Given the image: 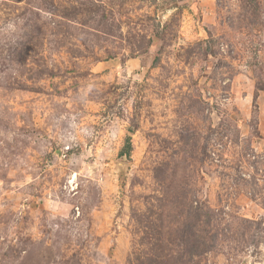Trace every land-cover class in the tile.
Returning <instances> with one entry per match:
<instances>
[{"label":"rangeland","instance_id":"1","mask_svg":"<svg viewBox=\"0 0 264 264\" xmlns=\"http://www.w3.org/2000/svg\"><path fill=\"white\" fill-rule=\"evenodd\" d=\"M150 225L264 264V0H0V264H138Z\"/></svg>","mask_w":264,"mask_h":264},{"label":"trees","instance_id":"2","mask_svg":"<svg viewBox=\"0 0 264 264\" xmlns=\"http://www.w3.org/2000/svg\"><path fill=\"white\" fill-rule=\"evenodd\" d=\"M129 149H130L129 141H126V146L123 150L120 151V154L127 156ZM194 202H195V206H191V209L186 210V213H188V215L192 214L190 218L192 217V219L195 222L200 220V216H202V212L199 210L200 206L198 205L197 201ZM161 214L162 213H158L157 218L161 221V223H163ZM204 214L205 217L203 221L207 224H210L211 221L209 219L208 213L204 212ZM145 215L147 217L146 219L150 218L149 213H146ZM179 216H182V214H179L178 217ZM173 218L175 219V217ZM182 218H185V216H182ZM166 225L167 224H165V226ZM193 226L195 227V224H190L187 226V228L193 229ZM150 227H151L150 230L144 233L143 238L141 240L142 242L140 244L142 246L148 245L151 247L154 244V247H156V251H154V254L152 250L148 252L145 251L142 253L140 251V253H138L135 257V259H137L138 264H198L197 256H199L201 252L209 249L212 245L210 243V238H206L201 234H196L194 230L188 229L189 231H186L185 233H181V234L179 231H177L176 234H178L179 237H177L178 240L175 241L170 236V233L173 234L174 231L168 233V231H166L165 227L163 226H162L163 228L160 227L159 230H157L156 225H150ZM163 230H165V232ZM165 233L168 235L167 237L169 239L166 241V243H163L161 241L160 236ZM194 236H196L197 239L193 238ZM211 238L213 239V236Z\"/></svg>","mask_w":264,"mask_h":264}]
</instances>
